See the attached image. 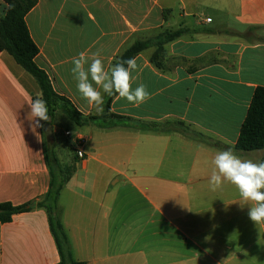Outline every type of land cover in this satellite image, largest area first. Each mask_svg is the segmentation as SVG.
Here are the masks:
<instances>
[{
  "label": "crops",
  "instance_id": "crops-1",
  "mask_svg": "<svg viewBox=\"0 0 264 264\" xmlns=\"http://www.w3.org/2000/svg\"><path fill=\"white\" fill-rule=\"evenodd\" d=\"M6 11L0 0V15ZM25 20L39 48L36 65L56 94L81 119L95 118L70 120L68 129L52 124L63 164L76 158L79 142L86 155L57 203L73 259L264 264V223L249 219L234 185L211 191L208 183L213 157L236 148L254 93L264 88V0H38ZM178 29L187 32L165 46L160 67L154 47L135 57L132 86H146L147 102L134 106L117 94L108 117L109 95L100 114L81 97L71 72L80 52L99 50L108 70L135 42ZM38 94L37 81L0 51V204L37 205L49 192L47 133L33 132L28 119ZM177 122L197 137L149 127ZM236 153L264 160V150ZM60 260L45 210L0 222V264Z\"/></svg>",
  "mask_w": 264,
  "mask_h": 264
},
{
  "label": "trees",
  "instance_id": "trees-1",
  "mask_svg": "<svg viewBox=\"0 0 264 264\" xmlns=\"http://www.w3.org/2000/svg\"><path fill=\"white\" fill-rule=\"evenodd\" d=\"M3 2L7 5V11L4 16L0 15V51L11 55L17 64L27 71L39 84L42 98L47 102L48 115L50 117V121H44L43 123L44 127L42 129L45 134L47 133V126L53 124L54 113L57 109L65 108L68 110L71 113L72 121H75L79 125L95 120L94 117L81 119L80 115L73 110L69 102L56 94L47 74L36 65L35 60L39 55V48L30 35L25 17L37 5L38 0H3ZM186 32L187 30L184 29L165 31L153 39L137 41L118 57L116 64L128 58H135L145 50L154 47L156 50L151 57V61L160 67L165 46L179 39ZM116 96L117 94L108 96L106 104L107 116L110 112L111 102ZM111 116L122 119V117ZM149 127L160 128L163 131L177 130L183 134L197 137L182 122L167 124L163 127L160 125ZM235 149L240 153L264 150L263 87L256 89L254 93ZM45 159L51 177L50 187L45 198L39 201L36 207L45 210L48 216L50 230L55 239L61 259L58 264H86L73 259L67 233L57 213L58 198L67 182L74 176L79 165V159L76 155V158L70 165L63 164L57 154L55 144L48 139V136L45 138ZM32 204L27 203L20 206H14L11 203L0 204V222L9 223L15 215L32 211Z\"/></svg>",
  "mask_w": 264,
  "mask_h": 264
},
{
  "label": "clouds",
  "instance_id": "clouds-1",
  "mask_svg": "<svg viewBox=\"0 0 264 264\" xmlns=\"http://www.w3.org/2000/svg\"><path fill=\"white\" fill-rule=\"evenodd\" d=\"M71 72L77 90L97 114L103 112L104 95L118 94L134 106L151 99L144 84L133 88L132 75L138 69L137 61L128 58L106 70L100 59L99 50L90 56L80 52L73 57ZM28 119L33 122L32 130L44 127L40 121H50L47 102L41 94L28 101ZM40 138L39 133H37ZM213 168L209 177L211 191L222 189L225 183L234 185L241 198V206H249V219L255 224L264 223V161L242 158L233 147L216 152L212 159Z\"/></svg>",
  "mask_w": 264,
  "mask_h": 264
},
{
  "label": "rangeland",
  "instance_id": "rangeland-1",
  "mask_svg": "<svg viewBox=\"0 0 264 264\" xmlns=\"http://www.w3.org/2000/svg\"><path fill=\"white\" fill-rule=\"evenodd\" d=\"M70 120H72L71 113L68 110H66L65 108L57 109V111L54 113L53 123H54V125H56L58 127L68 129ZM72 139H75V136H73ZM52 142H53V140H52ZM79 144H80V142L78 143V145ZM71 151H72L71 152L72 156L75 157L76 152L74 150H71Z\"/></svg>",
  "mask_w": 264,
  "mask_h": 264
},
{
  "label": "built area",
  "instance_id": "built-area-1",
  "mask_svg": "<svg viewBox=\"0 0 264 264\" xmlns=\"http://www.w3.org/2000/svg\"><path fill=\"white\" fill-rule=\"evenodd\" d=\"M211 19H208V21H210ZM69 133H67L68 135ZM76 155L78 157V159L80 161H83L84 159H86V155H85V152L80 148L79 145H77V149H76Z\"/></svg>",
  "mask_w": 264,
  "mask_h": 264
},
{
  "label": "water",
  "instance_id": "water-1",
  "mask_svg": "<svg viewBox=\"0 0 264 264\" xmlns=\"http://www.w3.org/2000/svg\"><path fill=\"white\" fill-rule=\"evenodd\" d=\"M52 128H53V126H52L51 124H49V125L47 126V129H46L47 136H48V139H49L50 141H52V139H53V131H52ZM35 207H36L35 204H32V205H31V208H35Z\"/></svg>",
  "mask_w": 264,
  "mask_h": 264
}]
</instances>
